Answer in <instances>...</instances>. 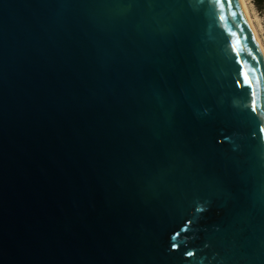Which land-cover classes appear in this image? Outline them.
<instances>
[{
    "label": "water",
    "instance_id": "water-1",
    "mask_svg": "<svg viewBox=\"0 0 264 264\" xmlns=\"http://www.w3.org/2000/svg\"><path fill=\"white\" fill-rule=\"evenodd\" d=\"M0 264H264L242 0H0Z\"/></svg>",
    "mask_w": 264,
    "mask_h": 264
},
{
    "label": "rangeland",
    "instance_id": "rangeland-1",
    "mask_svg": "<svg viewBox=\"0 0 264 264\" xmlns=\"http://www.w3.org/2000/svg\"><path fill=\"white\" fill-rule=\"evenodd\" d=\"M246 2L255 21L260 38L264 44V9L259 7L257 0H246Z\"/></svg>",
    "mask_w": 264,
    "mask_h": 264
},
{
    "label": "bare ground",
    "instance_id": "bare-ground-1",
    "mask_svg": "<svg viewBox=\"0 0 264 264\" xmlns=\"http://www.w3.org/2000/svg\"><path fill=\"white\" fill-rule=\"evenodd\" d=\"M242 1H243L244 8H245V10H246V13H247V15H248L249 21H250V23H251V25H252V27H253V29H254V31H255V34H256L257 39H258V41H259V45H260L261 50H262L263 55H264V44H263V42H262V39L260 38L259 32H258L257 27H256V25H255V21H254V19H253V17H252V14H251L250 10H249V7H248V5H247L246 0H242Z\"/></svg>",
    "mask_w": 264,
    "mask_h": 264
},
{
    "label": "snow or ice",
    "instance_id": "snow-or-ice-1",
    "mask_svg": "<svg viewBox=\"0 0 264 264\" xmlns=\"http://www.w3.org/2000/svg\"><path fill=\"white\" fill-rule=\"evenodd\" d=\"M221 6H223V5H221ZM232 15L233 16H235L236 15V13L234 12V13H232ZM249 31H250V29H249ZM233 35H236V33H233ZM245 39H249V37L248 36H245ZM252 39H254V37H252ZM236 43H237V45H239L240 44V40L239 39H237V41H236ZM237 50H239V49H237ZM245 78H246V80H247V72H245ZM248 83H251V81H247ZM174 247H175V245H174ZM187 255H192V253H187Z\"/></svg>",
    "mask_w": 264,
    "mask_h": 264
},
{
    "label": "trees",
    "instance_id": "trees-1",
    "mask_svg": "<svg viewBox=\"0 0 264 264\" xmlns=\"http://www.w3.org/2000/svg\"><path fill=\"white\" fill-rule=\"evenodd\" d=\"M257 4L261 9H264V0H257Z\"/></svg>",
    "mask_w": 264,
    "mask_h": 264
}]
</instances>
